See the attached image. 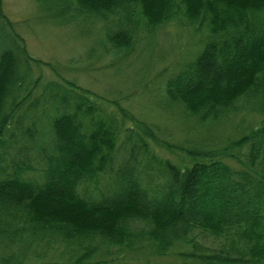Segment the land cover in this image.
I'll list each match as a JSON object with an SVG mask.
<instances>
[{
	"label": "trees",
	"instance_id": "16d2710c",
	"mask_svg": "<svg viewBox=\"0 0 264 264\" xmlns=\"http://www.w3.org/2000/svg\"><path fill=\"white\" fill-rule=\"evenodd\" d=\"M52 5L60 15L74 12L113 24L117 31H108L107 44L117 53L133 50L142 29L150 35L184 18L207 27L210 38L197 60L167 82L168 101L202 123L241 112L261 122L220 149L183 148L188 159L161 161L157 174L148 171V147L130 129V148L119 159L116 120L90 125L79 117L83 104L63 108L52 126L54 152L47 156L50 171L43 182L21 178L24 165L13 162L16 151L0 149V264H127L126 253L163 256L175 247L181 264H264V0ZM0 22L14 30L1 9ZM11 39L12 45L0 47V147L25 125L16 114L25 102L24 63L32 59L21 36ZM130 166L120 188L108 185ZM195 229L218 242L203 244Z\"/></svg>",
	"mask_w": 264,
	"mask_h": 264
},
{
	"label": "rangeland",
	"instance_id": "374dc122",
	"mask_svg": "<svg viewBox=\"0 0 264 264\" xmlns=\"http://www.w3.org/2000/svg\"><path fill=\"white\" fill-rule=\"evenodd\" d=\"M1 4L0 9L12 21L14 30L3 28L0 22V36L6 37L4 42L0 38V47L12 45L8 42H12L11 37L15 38L16 33L24 39L32 58L28 61L25 58L24 68L28 71L25 102L19 109L22 112L16 114L25 125L18 126L17 138L8 141L6 138L0 147L4 151H16L13 162L24 165L21 178L38 183L46 179L50 171L47 156L54 152L52 126L58 112L66 107L68 112L69 106L74 111L76 105L83 104L79 117L87 119L90 125L116 120L119 159L130 148L131 135L127 132L130 129L148 147L150 153L145 158L151 167L148 171L157 174L161 161L182 163L188 159L183 148L220 149L261 122L259 116L241 112L228 120L202 123L196 115H187L168 101L167 82L197 60L210 38L207 27H200L184 15L181 16L184 19L163 25L150 35L142 29L133 50L117 53L107 44L108 31H117L111 23L74 12L60 15L52 5L53 0L41 3L0 0ZM8 104L6 112L11 111L14 102ZM89 105L95 106V113H88ZM133 118L148 128L139 127ZM130 168L113 175L108 185L112 183L120 188L121 176L129 173ZM3 174L0 171V179ZM194 233L205 245H216L219 240L207 231L195 229ZM189 249L187 246L183 250ZM178 250L175 247L163 256L149 250L144 256L126 253L125 263L181 264L184 260L176 254Z\"/></svg>",
	"mask_w": 264,
	"mask_h": 264
}]
</instances>
